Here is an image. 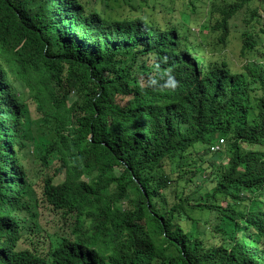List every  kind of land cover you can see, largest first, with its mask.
<instances>
[{
  "label": "trees",
  "instance_id": "1",
  "mask_svg": "<svg viewBox=\"0 0 264 264\" xmlns=\"http://www.w3.org/2000/svg\"><path fill=\"white\" fill-rule=\"evenodd\" d=\"M90 1L0 0V264H264V0Z\"/></svg>",
  "mask_w": 264,
  "mask_h": 264
},
{
  "label": "rangeland",
  "instance_id": "2",
  "mask_svg": "<svg viewBox=\"0 0 264 264\" xmlns=\"http://www.w3.org/2000/svg\"><path fill=\"white\" fill-rule=\"evenodd\" d=\"M153 1V0H152ZM155 1V4H156V7L155 8H150V7H147L148 5L150 6H153L152 2H149L148 5H144L142 3V5H144L142 7V10H145V14H152L153 16H155L157 19L159 20H164V17L165 16V13H164V6H166L167 4L165 3H168L169 0H154ZM195 1V0H193ZM204 1H207V0H196V2H198V7H201L200 9H198V17H197V20L196 21L197 23L203 21V18H204V14H203V11H206L208 10V7H206V4L204 3ZM218 3H221L222 0H217ZM233 1H236V0H233ZM81 2L86 5L87 7L89 5H93V8L94 9H97V10H101L103 7L102 5L97 2L95 5L93 4V2H91L90 0H81ZM142 1L140 0H125V3L124 1L122 0V2L119 1V3H121L123 5V7H119L117 6L116 2L114 0H109V5H111V8H113L112 10H108V15L110 17H123L125 15H131V13H133V10H131V7H130V4H141ZM258 4L257 2H255V5ZM262 4L264 5V1L262 2ZM105 9V8H103ZM170 14L171 16L174 15V16H178L179 12L178 11H170ZM241 14V12L239 13V15ZM244 16V12L242 11V15L241 17L243 18ZM162 23V22H161ZM243 24V21L241 22ZM242 27V25H241ZM258 31V30H257ZM192 32H195L196 34H198V30L196 27H193L192 28ZM259 33V31H258ZM261 36H263V34L260 33ZM239 43V39L237 37H231V42H230V46L228 47H224L222 48L223 51L226 53V59L228 61H230L231 65L233 66H240L241 65V60L242 58L239 57V50L238 48L236 47V45ZM28 89L29 87H26V92H28ZM77 96V95H76ZM33 105L30 104L29 106V109H30V117L31 118H34V122H32L31 124V131H32V134L34 137H37V135L39 134H47L48 137H50V135L48 134L49 131H52V124L51 122H40L38 123L36 120L39 119V117H36L37 113L35 112V109H33ZM33 120V119H32ZM31 149H32V143L30 142L29 143V146L25 149V153L29 158L32 157V152H31ZM61 176L58 177V180H61Z\"/></svg>",
  "mask_w": 264,
  "mask_h": 264
},
{
  "label": "clouds",
  "instance_id": "3",
  "mask_svg": "<svg viewBox=\"0 0 264 264\" xmlns=\"http://www.w3.org/2000/svg\"><path fill=\"white\" fill-rule=\"evenodd\" d=\"M118 1H119V0H118ZM118 1H116V2H118ZM220 139H221L222 141H220ZM220 139H218L217 142L213 143V144H217V145H218V149H216V150H212V149L210 148V146L213 145V144H211V145L209 146V151L214 152V151H217V150L222 149L223 144H224L225 141H224L223 138H220ZM243 146H246V143H243Z\"/></svg>",
  "mask_w": 264,
  "mask_h": 264
},
{
  "label": "built area",
  "instance_id": "4",
  "mask_svg": "<svg viewBox=\"0 0 264 264\" xmlns=\"http://www.w3.org/2000/svg\"><path fill=\"white\" fill-rule=\"evenodd\" d=\"M220 141H222V140L220 139ZM210 148L212 150H216V149H218V145L217 144H213V145L210 146Z\"/></svg>",
  "mask_w": 264,
  "mask_h": 264
},
{
  "label": "crops",
  "instance_id": "5",
  "mask_svg": "<svg viewBox=\"0 0 264 264\" xmlns=\"http://www.w3.org/2000/svg\"><path fill=\"white\" fill-rule=\"evenodd\" d=\"M115 1V0H114ZM120 2H122L121 0H119ZM119 1L118 2H116V4H117V6H119V7H123V5L121 4V3H119Z\"/></svg>",
  "mask_w": 264,
  "mask_h": 264
}]
</instances>
